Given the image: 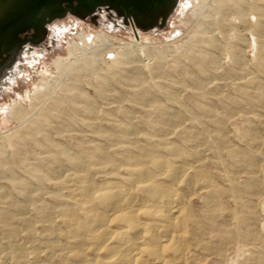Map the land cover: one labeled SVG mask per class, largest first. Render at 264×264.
Wrapping results in <instances>:
<instances>
[{"label": "rangeland", "instance_id": "1", "mask_svg": "<svg viewBox=\"0 0 264 264\" xmlns=\"http://www.w3.org/2000/svg\"><path fill=\"white\" fill-rule=\"evenodd\" d=\"M194 1L179 0L164 23L144 32L128 26L111 9L86 18L67 14L50 23L44 38L22 46L0 76V211L10 203L15 207L25 202L30 211L24 210V215L33 217L44 203L66 204L69 189L76 183L67 176L70 165L65 157L54 149L59 161L45 160L46 165L39 161L44 154L31 138L37 128L34 120L46 118L43 128L72 155L86 146L85 135L93 133L95 127L91 126L99 122L108 126L114 122L110 127L115 129L121 121L136 127L142 137L146 132L153 134L152 139L164 135L165 140L182 142L187 148L189 143L182 137L186 140L190 131L198 129L193 136L196 149L187 152V161L195 162L219 191L218 213L210 219L203 216L206 208L200 194L193 199V209L203 225L202 234L199 230L204 244L198 248L200 264H264V37L233 21V10L217 12L211 0H198L202 1L198 12L192 13ZM202 4L208 5L205 13ZM197 19L198 26L203 22L201 29ZM79 31L114 36L119 51L130 43L135 50L128 59L130 64L126 62L117 71L110 61L114 52H107L91 74L76 82L69 75L63 77L53 61L68 57V45L77 40ZM233 32L242 40L236 42ZM83 48L90 49V43ZM205 53L207 62H201ZM153 55H161V59ZM57 75L65 79L61 86L55 84L61 78ZM53 77L55 82L43 89V83ZM62 86L71 89L62 90ZM36 90L45 96L33 98ZM134 90L148 91L149 101L143 104L134 99ZM13 103L23 108L19 118L6 112ZM163 109L168 121L163 119ZM40 162L46 171L54 166L49 177L62 180L57 186L45 182L37 190V183L28 179L27 199L20 185L26 176L24 167ZM40 228L36 222L38 232Z\"/></svg>", "mask_w": 264, "mask_h": 264}, {"label": "bare ground", "instance_id": "2", "mask_svg": "<svg viewBox=\"0 0 264 264\" xmlns=\"http://www.w3.org/2000/svg\"><path fill=\"white\" fill-rule=\"evenodd\" d=\"M178 2L179 0L176 1V5ZM194 2L191 12L195 14L198 12L200 1ZM210 2L217 12L233 10L231 13L233 21L248 29H254L253 34L256 36L260 34L259 36L264 37V0ZM206 4L210 6L209 1ZM206 6L202 7L203 13L206 12ZM102 9L109 8H98L90 17ZM111 10L138 32L161 25V21L158 20L148 29L139 28L131 18H123L114 9ZM225 15L226 12H223V16ZM206 18H203V22ZM196 22L198 26L200 23L198 19ZM203 22L201 26L199 24L200 29ZM50 23L46 24L44 29ZM75 36L77 40L68 45V57L53 61L57 71L60 70L59 73L63 77L71 76L72 79L70 77L69 80L73 82L88 75L89 72L91 74L97 61H100L101 56L107 52H114L110 61L118 67L117 71H121L123 64H130L128 59L135 54L130 43L128 45L124 43L125 50H117L118 38L114 36L104 33L89 35L82 31L77 32ZM231 36L236 42L242 40L238 33L233 32ZM84 43L88 45L90 43V49L83 48ZM23 45L13 52V56L3 66H0V76L6 71L12 59L20 53ZM158 56L161 57L155 55L154 58ZM200 59L201 62H207L206 53ZM101 62L104 63L105 60ZM206 75L208 74H205V77ZM63 77L57 79L55 84H64ZM54 79L56 77L42 82L43 89L47 90L50 83L55 82ZM66 87L60 88L65 90ZM148 93L134 90L132 96L144 104L149 101ZM38 94L45 96V93L41 94V90H36L33 98H38ZM31 95L26 96L30 99ZM22 109L20 105L13 103L6 112L14 118H19ZM163 114V119L168 121L170 119L168 113L164 110ZM32 117L28 119L31 120ZM46 122V118L43 121L34 120L37 128L33 129L35 135L31 138L44 154L39 161L45 165L47 164L45 160L51 159L54 164L59 161L56 153H52L54 149L65 157L70 165V169L66 170L67 176L73 178L76 183L69 189L66 204L44 203L36 208L37 215L33 217L24 215L27 211L25 202L17 203L15 207H11L10 203L5 211H0L2 223L0 264H200L202 260L198 257V248L203 240L199 234L203 225L201 226L198 213L193 209V199L200 194L204 202L203 207L206 208L203 216L210 219L218 213L219 191L195 162L187 161L190 158L187 152L196 149H194L196 137L193 136L198 134V129L189 130L191 134L187 135L186 140L182 137V140L189 143L187 148L182 146V142L165 140L162 137L164 135L158 134L157 138L152 139L153 134L146 132L142 137L136 127L122 124L121 121L114 125L115 129L110 127L114 122H110V126L99 122L100 124L91 126L95 127L93 133L85 135L86 146L78 155H72L54 143V138L43 128ZM39 133L41 136L37 137L36 134ZM41 162L31 168L24 167L26 176L19 183L24 189L25 198L28 195V179L37 183V190L43 187L45 182L57 186L59 180H62L61 177H49V174L55 171L54 166L46 171ZM52 194L57 195L56 192ZM29 211L28 209L26 213ZM36 222L40 223V232L36 230ZM38 235L40 239H36Z\"/></svg>", "mask_w": 264, "mask_h": 264}, {"label": "water", "instance_id": "3", "mask_svg": "<svg viewBox=\"0 0 264 264\" xmlns=\"http://www.w3.org/2000/svg\"><path fill=\"white\" fill-rule=\"evenodd\" d=\"M177 0H0V66L27 42L45 35L46 24L72 14L86 18L98 8L114 9L131 18L135 26L148 29L158 20L164 23ZM32 31L28 37L26 33Z\"/></svg>", "mask_w": 264, "mask_h": 264}, {"label": "flooded vegetation", "instance_id": "4", "mask_svg": "<svg viewBox=\"0 0 264 264\" xmlns=\"http://www.w3.org/2000/svg\"><path fill=\"white\" fill-rule=\"evenodd\" d=\"M50 25V24H49ZM49 25L46 27V29H44L45 30V35L43 36V38L46 36V34L48 33V27H49ZM31 33H32V31H30L29 33H26L27 34V36L28 37H30L31 36ZM41 40V39H40ZM28 43V42H27Z\"/></svg>", "mask_w": 264, "mask_h": 264}]
</instances>
